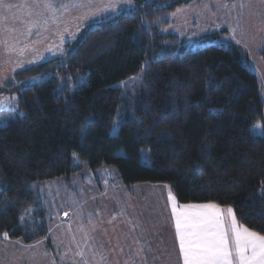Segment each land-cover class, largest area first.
<instances>
[{"label":"trees","instance_id":"1","mask_svg":"<svg viewBox=\"0 0 264 264\" xmlns=\"http://www.w3.org/2000/svg\"><path fill=\"white\" fill-rule=\"evenodd\" d=\"M193 1L134 0L0 85L16 96L0 110V237L52 249L39 183L103 167L129 186L168 184L182 204L232 207L264 235L263 83L219 33L168 30Z\"/></svg>","mask_w":264,"mask_h":264},{"label":"rangeland","instance_id":"2","mask_svg":"<svg viewBox=\"0 0 264 264\" xmlns=\"http://www.w3.org/2000/svg\"><path fill=\"white\" fill-rule=\"evenodd\" d=\"M133 6L134 0H0V85L19 69L63 54L98 18ZM171 18L168 30L189 42L219 33L218 42L238 45L264 85V0H195ZM15 104V94L0 92V110ZM73 163L84 161L75 154ZM155 188V199L130 197L143 188L125 184L114 167L40 182L53 248L46 239L27 244L3 236L0 264H167L156 258L161 248H148L162 236L174 239L172 220L162 227L157 209L174 194L168 184Z\"/></svg>","mask_w":264,"mask_h":264},{"label":"snow or ice","instance_id":"3","mask_svg":"<svg viewBox=\"0 0 264 264\" xmlns=\"http://www.w3.org/2000/svg\"><path fill=\"white\" fill-rule=\"evenodd\" d=\"M254 128L261 129V125ZM184 207L186 210L180 212L172 206L184 264H233L234 253L237 264H264V235L238 227L231 208L227 209L231 225L225 227L221 210L214 203Z\"/></svg>","mask_w":264,"mask_h":264},{"label":"crops","instance_id":"4","mask_svg":"<svg viewBox=\"0 0 264 264\" xmlns=\"http://www.w3.org/2000/svg\"><path fill=\"white\" fill-rule=\"evenodd\" d=\"M262 81V80H261ZM263 83V82H262ZM263 93H264V85H263ZM261 125V129L258 130V133H262L264 131V124H260ZM142 184V185H141ZM164 185L163 183H140V184H136V186H139V188H143V190L141 192H131L130 197L135 198V197H140L141 199L145 198H152L155 199L156 198V194L153 195V192H157L155 189V187L157 185ZM135 186V185H134ZM148 187V188H147ZM144 188H147L144 190ZM151 188V189H150ZM155 188V189H154ZM150 189V190H149ZM136 193L138 194V196H136ZM152 194V195H151ZM172 194V193H171ZM169 195V194H168ZM174 197V199H170V197ZM169 195L167 196V200L166 203L164 204V207L161 208V206H159L158 211L160 212V214L163 216V222H161L162 227L164 226L165 228L168 227L167 224L171 221L172 222V232H173V241L172 242H168L166 241V239H163V236L160 238L161 240L155 243H151L149 246V250L151 251L153 249V247H157V248H161V250L157 251V255L156 258L160 261H163L164 263L167 262V264H184V260H183V253L180 250V243H179V235L176 232V228H175V214L173 213L172 210V206L175 204L177 211L183 212L185 211V207L186 205H199V204H206V203H188V204H182L179 203V201L177 200V198L175 197V195ZM215 204V203H214ZM219 209L221 210L222 213V217L225 221V227H230L231 225V216L228 214L227 209L231 208L233 210V212L235 213L234 209L232 207H223L220 206L218 204H216ZM161 208V209H160ZM235 219L237 222V226L238 227H246L243 226L242 224H240L236 218L235 215ZM248 228V227H246ZM249 229V228H248ZM251 230V229H249ZM254 231V230H251ZM256 232V231H254ZM258 233V232H256ZM259 234V233H258ZM261 235V234H259ZM229 247L231 249L232 247V240H229ZM152 253V252H151ZM233 264H237L236 260H235V253H234V258H233Z\"/></svg>","mask_w":264,"mask_h":264}]
</instances>
